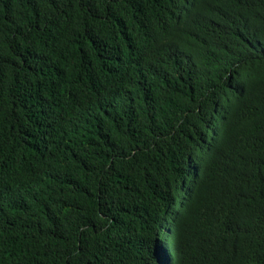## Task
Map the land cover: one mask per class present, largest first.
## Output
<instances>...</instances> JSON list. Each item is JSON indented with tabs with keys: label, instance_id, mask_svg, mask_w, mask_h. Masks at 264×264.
Instances as JSON below:
<instances>
[{
	"label": "trees",
	"instance_id": "obj_1",
	"mask_svg": "<svg viewBox=\"0 0 264 264\" xmlns=\"http://www.w3.org/2000/svg\"><path fill=\"white\" fill-rule=\"evenodd\" d=\"M0 264H264V0H0Z\"/></svg>",
	"mask_w": 264,
	"mask_h": 264
}]
</instances>
